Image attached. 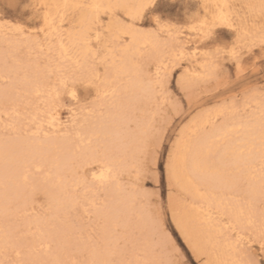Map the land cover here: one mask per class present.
Instances as JSON below:
<instances>
[{"label": "snow or ice", "instance_id": "1", "mask_svg": "<svg viewBox=\"0 0 264 264\" xmlns=\"http://www.w3.org/2000/svg\"><path fill=\"white\" fill-rule=\"evenodd\" d=\"M6 7L16 18L0 19V264H210L178 216L174 179L223 193L207 220L222 225L217 234L234 253L227 264H264V0H201L183 24L165 18L161 0ZM185 30L195 51L175 48L176 65L202 57L211 70L195 81L181 71L179 85L158 71L155 87L131 93L125 68L137 60V38ZM209 81L231 94L215 106L219 122L200 138L186 126L169 150L172 119L193 83ZM144 103L153 110L142 120ZM132 209L150 220L157 249H144Z\"/></svg>", "mask_w": 264, "mask_h": 264}, {"label": "bare ground", "instance_id": "2", "mask_svg": "<svg viewBox=\"0 0 264 264\" xmlns=\"http://www.w3.org/2000/svg\"><path fill=\"white\" fill-rule=\"evenodd\" d=\"M104 2H108V0H104ZM111 2H116V0H111ZM256 2H258V0H256ZM189 42V38L186 37L183 43L177 47L172 37H169V39H162L160 37L159 40L154 37H138L136 41L137 60L135 62H127L125 68L127 73L125 82L126 86L131 90V93L139 95L142 88L148 87L149 81H152L151 86L155 87L154 82L157 72L159 71L160 76H162L168 63L175 58V45L177 48H183L187 51L193 48L192 46H188ZM116 46L119 47L118 41ZM145 49L151 53L150 56H141L139 54ZM2 53L3 50L0 48V55H2ZM187 61V68H185L187 73L197 77L205 72V67L202 66V57L199 59L192 57ZM138 64L142 65V67H137ZM150 66L153 67L152 72L148 69ZM135 95H133L132 99L133 109L136 107ZM154 101L155 98H153V103ZM151 105L152 104L149 103H144L142 105V109L139 112V117L142 120L147 118ZM131 115L135 117L137 116V112L133 110ZM217 119V114L205 115L187 127V130L192 133L195 138H200L205 128H207L209 133L213 130L214 126L217 124ZM53 131H55V129H53ZM137 146L135 139L129 142L130 151L134 150ZM185 174L184 172L181 173L182 176ZM173 185L178 186L190 198V204L188 206H183L178 216L189 231L192 240L201 245L207 257V261H209L210 264H227L229 260L234 258V253L229 251V244L225 236L217 234L222 225L216 224L213 226L207 220L209 206L217 203L214 197L223 195V193L212 192L208 187V182L205 180H200L199 182L197 180H192L191 182L181 180V182L177 184L174 179ZM201 191L204 192L203 196L201 195ZM131 211L136 217L140 233L143 234L144 249L151 252L150 236L152 235V227L150 220L142 215L139 210L132 209ZM202 223H205L206 229L197 227L198 225H202ZM223 232L227 234L228 229L224 228ZM204 239H206V241H204ZM156 258L158 257L156 256Z\"/></svg>", "mask_w": 264, "mask_h": 264}, {"label": "rangeland", "instance_id": "3", "mask_svg": "<svg viewBox=\"0 0 264 264\" xmlns=\"http://www.w3.org/2000/svg\"><path fill=\"white\" fill-rule=\"evenodd\" d=\"M12 2V0H0V19H7V20H13L16 18V13L6 7L8 3ZM161 2L166 6L165 11H166V19L171 20L173 23H184L187 15L195 10V6L197 3L201 2V0H161ZM237 2H244V0H237ZM185 5H190L188 13L185 12ZM36 23V22H33ZM143 25V22H141V26ZM185 29H187V24L184 25ZM226 31V30H224ZM185 34V35H184ZM190 33L185 30V32L182 35H177L172 39L174 40V43L179 47L182 43L183 40L188 37L189 38ZM228 35H231V33H228ZM162 39H169V37L161 36ZM175 45L174 49L177 48ZM188 46H192L190 50L194 51V41H190ZM47 45H45V52L47 50ZM0 48L3 50L4 44L2 41V38H0ZM38 54V50H29L26 49L24 55H32L35 56ZM40 55H43V53H39ZM191 59V58H190ZM187 60L189 59H184L179 62L178 65H176V59L173 58L167 65L163 75L167 73L169 77V83L173 81L176 82L177 85H179L180 82V73L183 71V73L187 74L186 79H192L195 81L196 77L193 76L192 74H189L186 72L187 68ZM176 65V66H173ZM149 71L152 72L153 67L150 66ZM205 72L210 71V67L206 68L205 67ZM204 72V73H205ZM203 73V74H204ZM162 75V76H163ZM161 76V77H162ZM193 76V77H192ZM255 81L259 82L260 77L257 75L255 77ZM215 89V83L212 81H209L207 83H193L192 87V99L189 102L187 99H185L184 104L186 107L182 110L181 114L176 116L174 119H172L171 124H170V130L168 132V136L166 139V145L168 149L170 150L172 146L176 143V140L178 137H181L182 130L194 123L195 121L199 120L201 117L208 115V114H217L214 109L215 106L223 103L225 100V96L228 95L229 97L231 94H226L222 92H217L214 90ZM173 91H176V89H173ZM182 94V93H181ZM167 100V97L164 95H161L158 98V102L160 105H165V102ZM156 101V98H155ZM154 101V103H155ZM170 101H168V104L170 105ZM241 106H243V100L240 101ZM153 110L152 105L150 106L149 113H151ZM166 110V109H165ZM63 118L66 119L63 113L60 114ZM140 115V113H139ZM220 117L217 119V123L219 122ZM161 191L164 193V196L166 198L167 192H168V183H167V178H165L164 183L161 185ZM172 193H173V198L174 201L178 202V213H180L182 210L183 206H188L190 204V198L189 196L181 190L178 186L173 185L172 186ZM198 228L202 229L205 228V223H202V225H198ZM175 228V223L172 222L170 224V230H173ZM218 228V227H217ZM220 228V227H219ZM141 234V233H140ZM143 236V234H141ZM174 235L178 238L180 242H183V237L180 236V233L176 231ZM206 241V239H204ZM150 244L152 247V251L157 249L159 246V241L153 237V235L150 236ZM158 259H163V250L161 249L157 255ZM204 259L207 260L206 255L204 254Z\"/></svg>", "mask_w": 264, "mask_h": 264}]
</instances>
